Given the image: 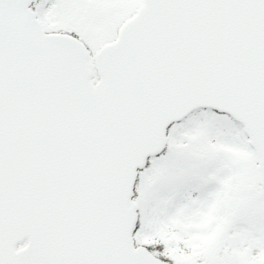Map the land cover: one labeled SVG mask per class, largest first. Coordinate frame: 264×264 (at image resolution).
I'll use <instances>...</instances> for the list:
<instances>
[{
  "label": "snow or ice",
  "instance_id": "obj_1",
  "mask_svg": "<svg viewBox=\"0 0 264 264\" xmlns=\"http://www.w3.org/2000/svg\"><path fill=\"white\" fill-rule=\"evenodd\" d=\"M0 264H264V0H0Z\"/></svg>",
  "mask_w": 264,
  "mask_h": 264
}]
</instances>
